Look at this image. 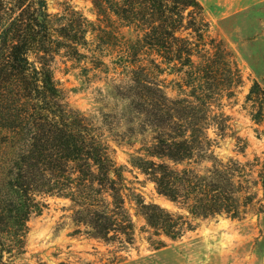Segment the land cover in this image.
Masks as SVG:
<instances>
[{
  "label": "rangeland",
  "instance_id": "374dc122",
  "mask_svg": "<svg viewBox=\"0 0 264 264\" xmlns=\"http://www.w3.org/2000/svg\"><path fill=\"white\" fill-rule=\"evenodd\" d=\"M200 7L184 12L176 36L192 43L193 66L161 63L135 44L141 27L127 28L113 16L98 21L92 0H46L53 24L66 14H81L97 27H87L86 44L60 50L51 69L68 106L108 148L121 171L119 191L131 219L128 235L93 238L74 221L75 206L57 195H41V211L31 215L23 262L29 264H263L264 212L260 174H264V99L249 96L253 83L264 91V0H197ZM194 23L195 32L187 28ZM78 29V27H77ZM191 85H194L193 91ZM198 94L196 100L191 93ZM196 102L193 123L203 129L209 151L223 163L241 164L242 200L238 218L226 215L193 219L180 204L156 192L149 177L135 165L147 158L162 122L172 135L180 121L170 119L165 99ZM183 116L181 110L172 112ZM205 113V116H204ZM175 123V124H173ZM173 168L204 172L210 164L196 156ZM157 204L191 224L171 240L149 227L138 202Z\"/></svg>",
  "mask_w": 264,
  "mask_h": 264
},
{
  "label": "trees",
  "instance_id": "16d2710c",
  "mask_svg": "<svg viewBox=\"0 0 264 264\" xmlns=\"http://www.w3.org/2000/svg\"><path fill=\"white\" fill-rule=\"evenodd\" d=\"M98 21L115 17L123 27H141L135 44L149 50L161 63L193 66L192 43L176 36L184 12L200 7L197 0H92ZM76 22L66 14L55 20L46 0H0V264L23 262L27 223L41 211V195H57L77 206L74 221L93 238L110 240L132 230L119 191L121 171L108 148L86 124L84 117L65 102L51 69V58L60 50L86 44L87 27H97L81 14ZM188 21L187 28L194 29ZM78 27V29H77ZM192 89L195 91L194 85ZM196 100V92L191 93ZM264 91L253 83L249 96ZM157 109L180 121L172 135L162 122L147 158L136 167L150 178L156 192L193 219L226 215L238 218L253 200L242 192L241 164L218 160L203 129L193 123L197 104L187 98L165 99ZM181 110L183 116L174 117ZM205 116V113H204ZM175 124V123H173ZM196 156L208 162L204 172L173 168ZM264 203V174H260ZM146 224L171 240L182 235L190 222L157 204L139 201ZM264 212V207H263Z\"/></svg>",
  "mask_w": 264,
  "mask_h": 264
},
{
  "label": "water",
  "instance_id": "95a60500",
  "mask_svg": "<svg viewBox=\"0 0 264 264\" xmlns=\"http://www.w3.org/2000/svg\"><path fill=\"white\" fill-rule=\"evenodd\" d=\"M262 262H263V264H264V256H263V258H262Z\"/></svg>",
  "mask_w": 264,
  "mask_h": 264
}]
</instances>
